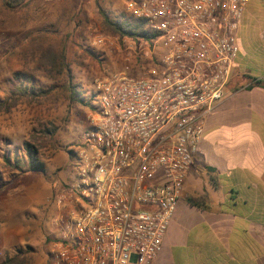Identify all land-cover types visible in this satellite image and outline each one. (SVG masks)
<instances>
[{"label":"built area","instance_id":"1","mask_svg":"<svg viewBox=\"0 0 264 264\" xmlns=\"http://www.w3.org/2000/svg\"><path fill=\"white\" fill-rule=\"evenodd\" d=\"M248 3L127 0L123 16L147 22L148 35L123 42L148 65L95 82L77 178L55 198V264H154L206 117L232 79ZM94 44L115 41L97 35Z\"/></svg>","mask_w":264,"mask_h":264},{"label":"rangeland","instance_id":"2","mask_svg":"<svg viewBox=\"0 0 264 264\" xmlns=\"http://www.w3.org/2000/svg\"><path fill=\"white\" fill-rule=\"evenodd\" d=\"M126 3L35 0L13 10L0 0V101L8 96L15 100L10 109L0 107V223L7 222L10 236L7 244L0 241V264H55L49 255L58 212L55 198L77 178L75 154L99 95L95 82L127 67L132 75L142 74L148 65L123 42L134 38L114 33L99 11L100 6L121 18ZM97 35L110 36L115 44L96 45ZM62 49L78 96L67 86L69 77L54 71L48 61L50 52ZM23 82L52 90L37 98L18 97L13 91ZM26 143L38 150L45 172L28 166ZM7 205L19 208L5 213Z\"/></svg>","mask_w":264,"mask_h":264},{"label":"crops","instance_id":"3","mask_svg":"<svg viewBox=\"0 0 264 264\" xmlns=\"http://www.w3.org/2000/svg\"><path fill=\"white\" fill-rule=\"evenodd\" d=\"M237 34L232 79L206 117L154 264H264V0H249ZM6 224L0 223L5 244Z\"/></svg>","mask_w":264,"mask_h":264},{"label":"trees","instance_id":"4","mask_svg":"<svg viewBox=\"0 0 264 264\" xmlns=\"http://www.w3.org/2000/svg\"><path fill=\"white\" fill-rule=\"evenodd\" d=\"M35 0H2L3 4L10 9L17 10L21 8H26L30 6ZM99 11L103 16L105 24L111 29L114 33H117L121 36H129L131 38H138V37H146L148 35L147 32V22L143 20H136L130 19L128 17L122 16L121 18H113L109 15L102 7L99 6ZM49 62L54 68V71H57L59 74H65L69 77L68 88L70 89L71 93L76 94L78 96V90L76 86L73 84L71 80V68L70 64L67 61V54L64 49L60 52L54 53L50 52L48 55ZM28 82H32V77H27ZM261 83L260 81H258ZM50 89H45L35 85H27L24 82L17 85L14 89V93L18 95V97H32L37 98L43 95H47L51 93ZM77 99L80 102L84 103V100L81 98ZM14 99L11 96L0 101V107H4L6 109H10L13 106ZM85 104H88L87 102ZM26 161L28 166L33 171H40L45 172V165L39 160L38 150L35 146L31 145L30 143H26ZM190 202L197 205L201 204V202H196L195 200L190 199Z\"/></svg>","mask_w":264,"mask_h":264}]
</instances>
